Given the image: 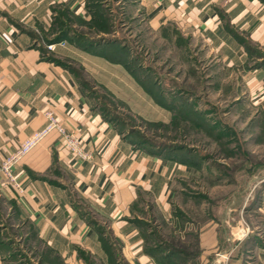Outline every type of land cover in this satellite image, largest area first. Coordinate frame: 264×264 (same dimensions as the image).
Wrapping results in <instances>:
<instances>
[{"label": "crops", "instance_id": "obj_1", "mask_svg": "<svg viewBox=\"0 0 264 264\" xmlns=\"http://www.w3.org/2000/svg\"><path fill=\"white\" fill-rule=\"evenodd\" d=\"M113 2L114 9L108 0H0V264H11L13 240L5 231H31L26 241L42 247L30 252L37 264H160L154 254L160 249L147 238L171 228L181 214L187 216L178 234L197 237L201 264H264V177L227 181L236 184L232 195L215 211L207 212L204 204L206 219L196 226L178 206L181 193L206 199L205 192L192 188L200 172L195 151L133 141L102 112L110 105L97 97L103 90L137 119L155 125L172 124L181 105L180 92L166 94L157 80L137 77L128 62L131 50L114 37L117 12L123 20L143 21L159 33L158 41L181 36L189 47L201 43L207 52L208 45L231 66L240 60L245 69L259 71L264 63H246L264 62L251 51L264 50V0ZM101 9L110 24L99 23ZM64 13L67 20L60 17ZM58 22L67 30L60 36L67 44L47 51L40 38L55 39ZM147 33L141 31L139 38ZM141 70L151 73L148 67ZM48 110L84 141L94 159L75 158L53 133L15 167L19 190L4 181L2 162L45 126ZM211 175L210 184H226Z\"/></svg>", "mask_w": 264, "mask_h": 264}, {"label": "rangeland", "instance_id": "obj_2", "mask_svg": "<svg viewBox=\"0 0 264 264\" xmlns=\"http://www.w3.org/2000/svg\"><path fill=\"white\" fill-rule=\"evenodd\" d=\"M108 1L114 9L113 0ZM98 5L100 4L95 6ZM119 7L117 6V11L120 10ZM106 13L102 9L98 13L101 26L109 23L104 18ZM121 14L117 12L114 17V24L116 22L114 37L122 44L125 43L131 50L133 59L129 58L128 62L136 68L137 77L144 82L157 80L166 94L169 90L180 92L182 96H188L194 104L188 105L187 97L178 95V103L181 105L175 112L172 124H148L137 119L103 90H99L97 97L101 98L105 105H110L109 108L105 106L101 110L113 118L121 130L128 132L129 138L133 141H140L150 147L178 146L195 151L193 159L196 160L195 163L200 172L196 177L197 183H194L192 188L205 192L206 199L199 197L195 201L187 199L181 193L178 196V206L196 221V226H200L206 219L204 204H206L207 212L209 208L215 211L220 200L228 195L231 196L232 191L236 189L235 183L227 181L240 179L243 183H247L256 182L264 177V70L249 71L243 67L244 61L241 63L240 60H236V63L231 66L229 60L224 61L218 57L216 50L210 49L208 45L207 52L206 46L201 43L189 47L187 40L181 36L172 39L162 38L167 41H158L157 37L161 39L159 33H151L143 21L138 23L129 18L123 20ZM60 17L67 20L65 13ZM94 24L99 29L98 21ZM140 24L142 27L139 26ZM143 30L148 31V35L139 38ZM55 31L60 33L54 37L55 39L62 36L61 33L67 32L59 22L55 26ZM85 31L94 33L86 25ZM168 35H172L170 30ZM40 40L43 42L42 47L48 51L47 46L51 43L46 42V35H42ZM52 41L54 39L50 40ZM251 51L264 56V50L257 52L251 49ZM260 63L264 62L249 61L246 66L255 67ZM143 66L148 67L151 72L149 75L142 74ZM146 85L151 89L150 83ZM211 174H214L216 178L222 177L226 184L223 182V185L210 184L209 179L214 180ZM198 199L202 201L201 205H198ZM209 200L215 204L209 205ZM184 216L187 215L181 214L174 224L172 223L171 228L157 231L158 235L147 238L152 247L157 246L160 249L154 251V254L162 264H201L198 258L196 236L191 235L182 239L178 234L186 222ZM234 228L236 232L237 226ZM172 229L178 231H171ZM29 232L31 233V231L3 233L12 236L13 242L10 243L12 248L10 254H7L11 264H37L38 260L33 259L32 255L42 247L35 240L26 241L25 236ZM240 233L238 231V234ZM235 235L234 237L238 236L236 233ZM33 242H35L34 250ZM27 244L28 249L25 248ZM169 246L181 250L183 256L180 254L168 260L169 253H172L168 250ZM27 252L32 253V255L30 253V260L26 255Z\"/></svg>", "mask_w": 264, "mask_h": 264}, {"label": "built area", "instance_id": "obj_3", "mask_svg": "<svg viewBox=\"0 0 264 264\" xmlns=\"http://www.w3.org/2000/svg\"><path fill=\"white\" fill-rule=\"evenodd\" d=\"M66 41L51 43L47 46L48 50L55 51L57 47L66 46ZM47 122L45 126L32 133L20 146L2 162L1 171L4 175V181L13 184L19 190L20 184L15 175V167L37 146H39L49 135L55 133L58 135L62 144L72 153V155L82 161H92L94 159L93 151L89 150L84 141L73 131L69 130L60 121L54 110L45 112Z\"/></svg>", "mask_w": 264, "mask_h": 264}, {"label": "trees", "instance_id": "obj_4", "mask_svg": "<svg viewBox=\"0 0 264 264\" xmlns=\"http://www.w3.org/2000/svg\"><path fill=\"white\" fill-rule=\"evenodd\" d=\"M62 39H61V37H57L56 39H54V41H52V43H57V42H59V41H61ZM49 43H51L50 41H49ZM160 147V146H159ZM176 147H178V146H176ZM178 148H180V149H183L182 147H178ZM196 243H197V237H196ZM170 247V246H169ZM197 249H198V246H197ZM168 250H170V251H172V252H175V253H179V254H181L182 255V253L180 252V251H176L177 249L176 248H173L172 246L170 247V249H168ZM171 253V252H170ZM183 256V255H182ZM169 257V256H168ZM167 257V259L169 260V258ZM160 264H162V263H160Z\"/></svg>", "mask_w": 264, "mask_h": 264}]
</instances>
